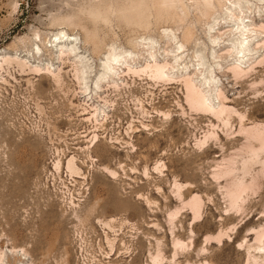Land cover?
<instances>
[{"label": "rangeland", "instance_id": "1", "mask_svg": "<svg viewBox=\"0 0 264 264\" xmlns=\"http://www.w3.org/2000/svg\"><path fill=\"white\" fill-rule=\"evenodd\" d=\"M238 16L256 30L247 32L251 47L239 57L235 48L247 36L241 37ZM260 26L264 0H0V62L7 56L64 70L63 86L17 65L0 69V264H152L158 249L164 264H264V253L258 261L252 257L261 245L256 231H264V177L240 211L231 209L225 192L230 179L215 177L247 142L237 114L227 129L214 116L195 113L183 78L165 83L124 75L120 90L105 88L102 100L94 93L87 98L70 62L45 51L65 31L94 65L114 47L130 52L129 62L140 66L153 61L140 51L150 46L155 59L175 66L173 76L185 74L201 85L207 72L211 101L218 105L223 93L226 105L251 127L264 124ZM180 44L182 54L176 52ZM237 65L256 68L237 79ZM93 105L109 114L97 129L95 148L96 129L83 115ZM211 132L217 136L197 147ZM91 152L100 156L99 166L119 172L116 180L92 165ZM72 155L80 157L87 179L56 171V159L66 162ZM156 165H164L162 173ZM174 181L185 185L186 202L200 195L203 213L194 221L192 211L182 208L172 231L169 213L182 207ZM94 206L97 219L91 218ZM98 218L115 219L113 229ZM223 232L221 242L215 239ZM107 235L117 238L113 250ZM207 237L213 238L206 243ZM176 239L186 248L174 257Z\"/></svg>", "mask_w": 264, "mask_h": 264}, {"label": "bare ground", "instance_id": "2", "mask_svg": "<svg viewBox=\"0 0 264 264\" xmlns=\"http://www.w3.org/2000/svg\"><path fill=\"white\" fill-rule=\"evenodd\" d=\"M230 12H231V10H230ZM241 14H239V15H241ZM231 15L233 16L232 13H231ZM234 16H233V18H234ZM235 18H238V20L240 21L239 22L237 20L239 22V29L241 28V30H242L241 31V34H242L241 37L243 38V36H247V38L244 37L243 41H241L242 40L241 39L240 40L241 42L239 41L240 45H238V48H235V49H237L238 57H239V55H241L244 51H247L249 49V47H251L247 43V42H249L248 41L249 36L247 35L248 34L247 32H250L255 27L252 28L251 26H253V24L245 21L244 20L245 18L242 16H238ZM246 22H247V24H246ZM262 25H263V23H262ZM260 29L263 30V32H261L260 30H258V31H260L261 33H264V26H260ZM164 34H167V33L164 32ZM259 43L260 42H258L259 46L263 45L262 47H264V44L262 42H261V44H259ZM142 46H143V44L141 45V47ZM144 46H143L142 50L139 48L140 51L142 53L144 52L145 54L146 53L149 54L151 56V58H153V61L151 59V61H148L144 65H140V66L139 65L133 66L132 62H129L128 57L130 56L129 55L130 52L128 53V51H124V50L119 51V49L114 48V47L108 48V50L104 53V58L102 59V61L99 64L94 65L92 62H90L86 57H84L82 55V52L80 51V48L78 46V39L74 36H70L65 31H61L58 34H56L54 43L52 44L51 48L50 49L46 48L45 51L57 53V55H59V60L61 61L62 64H66L67 62H70V65L72 67V72H73L72 76L76 80L77 84L80 86V90H81L82 94L84 96H86L87 98L90 97L94 93L95 96H97L99 99L102 100L103 98H102L101 94L105 92V88L106 89L110 88V89H113L114 91L120 90L121 85L119 83V80H121L124 75L131 76V77L132 76L133 77H139V78L146 77L148 80L150 79V80L155 81V82H165V83H167V82L171 83L172 81L175 82V80H177V79L179 81L180 78H183L182 80H180V82H182L185 86V90H186V94H187L186 95V97H187L186 102L189 103V105L191 106L193 111L194 112L196 111L197 114L199 112V114L205 113V114L212 115L217 120H219V122L221 121L222 124L227 129L231 127V125H232L231 120H232L233 116L235 114H237V117L240 119V125H241L239 133H241L245 136V139L247 142L244 145V147L241 148L242 150L239 151L240 153L238 155L236 154L237 155L236 157L234 156L233 158L229 159L226 166L224 168H220V170L218 172H216L215 177L217 179H219V178L220 179L221 178H229L230 179L231 182L229 183V186L227 188H225L226 189L225 192H226L227 197L230 200L231 209L236 210V211H240L243 208V205L248 200L249 193L254 191L252 189L256 185H258L257 183H258L259 178L264 177V124H256L254 126L247 127V125L244 123V119L246 117L242 113H238V111L236 109L231 108L228 105H226V103L224 101L227 100V97L223 93H220V95H219L220 103L218 105L213 103V101H211V96L209 97V95L207 94V90H210V89L214 90V88H213L214 86H212L211 82L205 77V73H207V72H205L203 74L204 77H202V78H204V79L202 80V78H201V81H203L201 83V85H198L197 83H195L196 80L194 81L193 77H190V76L185 77L184 76L185 74L182 76L181 75L180 76H175V75L173 76L171 74L173 73L172 69L175 68V66L172 65V63H169L168 61L159 62L157 59H155L156 55L153 54L152 48H149L150 47L149 45H148L149 47H146V46L144 47ZM179 46L180 47L178 49H176V52L179 54H182L183 49H184V45L180 44ZM38 50H39V48H38ZM153 50H155V49H153ZM155 51H157V50H155ZM141 52H140V54H141ZM248 52H246V53H248ZM246 53L242 54V55H246ZM145 54H143V55H145ZM243 58H244V56H243ZM263 59H261V60H263ZM240 61H241V59H240ZM259 61L256 62V65L262 64V61L261 62H259ZM135 62H136V60H135ZM15 65H17L23 73L26 70H28V71L35 73V75L47 74L53 79V81L55 83H57V84L63 83L64 70H63V67H60V66H58L56 69H52V68H54L53 65L52 66L41 65L40 63H37V62L34 65H30V64H27V63L19 60V59L4 56L0 62V69L8 70L11 68V66H15ZM233 67H232L233 68L232 72L234 74V77L237 79L244 77L250 71L255 70V68H256V67H254V65H251L249 67V69L243 68L242 65L241 66L237 65V66H233ZM31 72H29V73H31ZM67 73H68V71H67ZM199 75L203 76V75H201V73ZM70 76H71V74H70ZM207 76H210V74ZM4 82H5V79H4ZM62 85L64 86V83ZM208 92H210V94H211L212 91L210 90ZM106 103H107V101H106ZM89 109H91V110H89ZM89 109L84 108V111H87V112L89 111V112L87 114L85 113L83 115H88L85 120L87 122H90L92 125H94V128L96 129L95 131L93 130L94 132H93V138H92V142H91L92 147L95 148V147H97L98 144H100V141H101V138H100V135H99L97 129H98V127H101L104 125V123L107 121V119L109 117V114L105 110H100L97 107H95L94 105L91 106V108H89ZM182 113L185 114L186 112L183 111ZM164 115L167 119L171 118L170 113L164 114ZM213 127H214V125H213ZM216 136H217V134L215 132L207 133L204 135V137L202 139L197 140L196 146L197 147H205V145L208 143V141L215 138ZM91 154H92V152L90 153V155H88V158H89V160H91L93 166L95 165V167L97 169L102 171V173L104 175H106L108 178H110L112 180H116L118 178L119 172L117 170L111 168L108 165H102L101 166V164H100V166H99L97 164V162H99L98 157H100V156L95 157ZM79 158H78V155H72L70 158L69 157L67 158L66 162H63L62 157L59 156L56 159V161L54 162V167H55L56 171L59 173V175L61 173L66 172L67 175L69 177H71L72 179H87L88 175L84 171L83 166L80 165V159ZM255 167H256V169L258 167V171L255 169ZM161 168L162 167L160 165H156L155 168H153V169L162 173L163 172L162 169L164 168V165H163V168L162 169ZM145 174L149 175V171L145 170ZM249 177L251 178V179H249L250 181L248 180ZM173 186H174L173 192L175 193L176 197L182 202V204H181L182 207H178L177 209H175L169 213V223H170L172 231L176 228L175 221L177 220L178 216H180L179 214L181 213L182 208L188 207L190 209V211H192L194 221L197 219H200V217L203 213L202 212V200L200 198V195H193V197H191L190 200H188L186 202L184 199V193H183L184 190L186 189L185 185L180 183V182L174 181ZM159 190H162V189L159 188ZM70 203H72L73 206L77 205L76 201L74 199H72ZM146 204L152 205L153 201H151L147 197ZM92 208L93 209L91 210L92 211L91 218L97 219V217H94L95 216L94 214L96 212H98V210H96L95 206ZM98 219H99V222L103 225V227H106L109 229H113L112 224L116 221L113 218H111L110 220H106V221H103L100 218H98ZM224 232L220 233L219 236L217 235V237L215 239L220 241L219 239L222 236L226 235ZM255 236H256L255 241L259 242L261 245H259V246H257V248H255L258 251L259 256H256L253 254L252 257L255 261H258L259 258L261 257L260 255H262L264 253V231L263 230L262 231H256ZM107 238H108L111 250H113L115 247V243H116L117 238L110 239L108 235H107ZM212 238L207 237L206 243H207V241H211ZM173 245H174V255H173L174 257L178 256L180 254V252L181 251L183 252L186 248L185 243L180 241V239L174 240ZM240 246H242V245L240 244ZM160 247H161V245H160ZM250 248H252V247H250ZM162 252L163 251H161V249H158L156 254H151L150 259L152 261V264H164L165 258L163 256Z\"/></svg>", "mask_w": 264, "mask_h": 264}]
</instances>
